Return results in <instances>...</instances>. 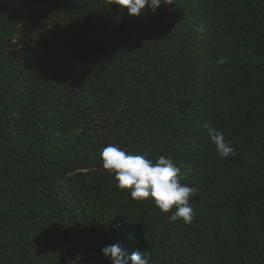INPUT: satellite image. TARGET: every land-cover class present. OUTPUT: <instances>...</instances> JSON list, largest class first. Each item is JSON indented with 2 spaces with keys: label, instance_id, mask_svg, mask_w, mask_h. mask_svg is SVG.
<instances>
[{
  "label": "trees",
  "instance_id": "1",
  "mask_svg": "<svg viewBox=\"0 0 264 264\" xmlns=\"http://www.w3.org/2000/svg\"><path fill=\"white\" fill-rule=\"evenodd\" d=\"M109 3L0 0V264H111L113 244L149 264H264V0L136 18ZM108 145L181 167L192 222L119 189Z\"/></svg>",
  "mask_w": 264,
  "mask_h": 264
},
{
  "label": "clouds",
  "instance_id": "2",
  "mask_svg": "<svg viewBox=\"0 0 264 264\" xmlns=\"http://www.w3.org/2000/svg\"><path fill=\"white\" fill-rule=\"evenodd\" d=\"M109 4L136 18L144 14L146 7L156 11L162 5L172 3L171 0H110ZM230 60L231 57H221L216 63L224 65ZM204 127L220 158L235 155L234 147L226 141L222 131L207 123ZM100 155L103 168L114 173L119 189L130 190L133 200L152 198L161 213L167 214L175 209L169 217L170 221L181 218L184 223L192 222L194 211L189 201L196 195L197 189L181 183V167L176 166L171 159L160 156L153 162L143 155L127 153L114 145L105 147ZM101 251L111 264H149L146 255L134 252L129 256L119 244L106 246Z\"/></svg>",
  "mask_w": 264,
  "mask_h": 264
}]
</instances>
